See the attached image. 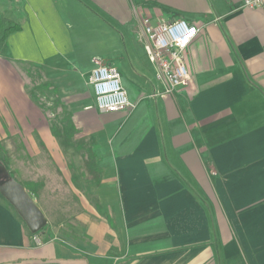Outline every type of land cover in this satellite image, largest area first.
I'll return each instance as SVG.
<instances>
[{"label":"crops","instance_id":"crops-1","mask_svg":"<svg viewBox=\"0 0 264 264\" xmlns=\"http://www.w3.org/2000/svg\"><path fill=\"white\" fill-rule=\"evenodd\" d=\"M0 13L21 25L0 47V144L22 159L17 176L0 163L48 219L37 245L0 192V264H264V6L0 0ZM146 17L199 28L186 87L157 77ZM99 63L120 70L133 107L97 109ZM42 84L65 112L57 132V112L32 98ZM84 146L100 180L85 174Z\"/></svg>","mask_w":264,"mask_h":264},{"label":"built area","instance_id":"built-area-1","mask_svg":"<svg viewBox=\"0 0 264 264\" xmlns=\"http://www.w3.org/2000/svg\"><path fill=\"white\" fill-rule=\"evenodd\" d=\"M244 5L262 7L264 0H244ZM143 30L147 56L156 68L157 77L166 83L168 92L186 87L191 79L187 50L199 33L197 25L183 18L161 20L154 24L146 17L143 19ZM89 83L93 87L96 107L100 112H116L134 106L116 66L99 63L93 68ZM33 239L37 245L42 244L38 234H34Z\"/></svg>","mask_w":264,"mask_h":264},{"label":"water","instance_id":"water-1","mask_svg":"<svg viewBox=\"0 0 264 264\" xmlns=\"http://www.w3.org/2000/svg\"><path fill=\"white\" fill-rule=\"evenodd\" d=\"M0 182V192L16 208L32 233L40 232L48 219L26 187L8 171Z\"/></svg>","mask_w":264,"mask_h":264},{"label":"trees","instance_id":"trees-1","mask_svg":"<svg viewBox=\"0 0 264 264\" xmlns=\"http://www.w3.org/2000/svg\"><path fill=\"white\" fill-rule=\"evenodd\" d=\"M19 30H21V25L19 23H17L12 19L4 17L0 13V47L4 42H6L10 34ZM32 95L37 100V95L35 94ZM64 122L66 124L67 134L70 137H73L77 130L72 121V117L66 114ZM54 129L57 132L58 128L54 126ZM86 153H87V160L85 162V170H84L85 174H88L89 177L95 178L96 180H100L102 177V169L98 165L97 157L95 153L92 151L91 148L89 149L87 148ZM46 229H47V225L44 227L42 231L33 234H38L39 236H41L42 234L46 233Z\"/></svg>","mask_w":264,"mask_h":264},{"label":"rangeland","instance_id":"rangeland-1","mask_svg":"<svg viewBox=\"0 0 264 264\" xmlns=\"http://www.w3.org/2000/svg\"><path fill=\"white\" fill-rule=\"evenodd\" d=\"M4 14V13H3ZM144 59L147 60L146 56L144 57ZM150 63V62H149ZM150 67L152 68V74H151V80H154V79H157L156 78V75H155V70H154V67L152 66V64L150 63ZM43 87H46V85L43 86L40 85V89H37L36 90V93H37V101L40 103V104H43L44 106H46V108H48V110L52 113L54 111H56V123H58L57 125V128L60 129L62 126L59 124V119L61 118V116L63 117L65 115V112L64 110H62L61 107H57L56 109H53V104L52 102L48 99V96L47 95H50V96H53V93H50L48 90L46 91L47 94H42L41 93V90H44ZM45 95V96H44ZM32 98H33V95H32ZM4 143H1L0 144V159L3 160L4 162H6V166L7 168L10 169V171L12 172V174L14 176H17V171L18 169L17 166H16V163H17V160H19V162H21L22 159H15V158H9V155H10V151L6 149V147L3 145ZM28 144V143H27ZM4 146V147H3ZM29 146L31 149H29L28 151H30V153H32L31 151H33V155H36L37 154V151H36V146H34V143H29ZM88 146V145H86ZM87 149V147H83V150L85 151ZM4 154H6L7 156L5 157ZM32 155V154H31ZM38 157L34 156V157H31V162L32 164L31 165H34L37 161H38ZM0 182H2L4 180V170L6 169L4 167V165H2V163H0ZM85 166V164H84ZM26 169V168H25ZM10 173V175H12ZM31 182H28L27 185L31 187ZM31 189H33L31 187ZM31 194V193H30Z\"/></svg>","mask_w":264,"mask_h":264}]
</instances>
